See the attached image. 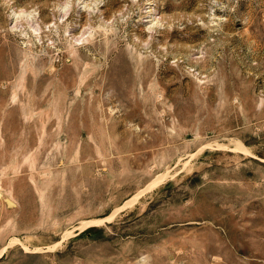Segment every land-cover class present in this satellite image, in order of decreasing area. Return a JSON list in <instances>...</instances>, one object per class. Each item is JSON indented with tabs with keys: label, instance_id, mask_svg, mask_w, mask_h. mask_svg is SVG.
Masks as SVG:
<instances>
[{
	"label": "rangeland",
	"instance_id": "1",
	"mask_svg": "<svg viewBox=\"0 0 264 264\" xmlns=\"http://www.w3.org/2000/svg\"><path fill=\"white\" fill-rule=\"evenodd\" d=\"M0 264H264V0H0Z\"/></svg>",
	"mask_w": 264,
	"mask_h": 264
}]
</instances>
